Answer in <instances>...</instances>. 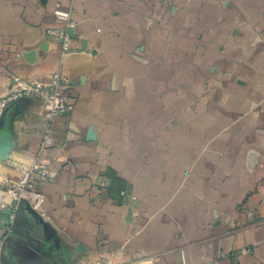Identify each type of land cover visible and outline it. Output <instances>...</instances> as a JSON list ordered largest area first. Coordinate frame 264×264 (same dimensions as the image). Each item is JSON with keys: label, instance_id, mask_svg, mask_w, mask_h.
Returning <instances> with one entry per match:
<instances>
[{"label": "crops", "instance_id": "0c3cea01", "mask_svg": "<svg viewBox=\"0 0 264 264\" xmlns=\"http://www.w3.org/2000/svg\"><path fill=\"white\" fill-rule=\"evenodd\" d=\"M56 74L72 111L24 97L0 127V202L50 174L34 260L264 264V0H0V97Z\"/></svg>", "mask_w": 264, "mask_h": 264}, {"label": "built area", "instance_id": "2783aa9c", "mask_svg": "<svg viewBox=\"0 0 264 264\" xmlns=\"http://www.w3.org/2000/svg\"><path fill=\"white\" fill-rule=\"evenodd\" d=\"M58 20L66 24L65 28L59 30H50L49 36L57 37L62 41L63 50L66 52L70 48L71 36L70 29L75 28L74 22L71 20V13L61 10L59 7L55 11ZM20 82L19 79H16ZM67 79L61 74L53 76L49 85L33 84L24 88L18 89L8 96L0 97V120L4 112L14 103L24 97L39 95L44 98L46 109L48 110L49 117L61 115L73 110L71 98L67 95ZM38 178L49 179L50 174L46 170L35 167L33 169L24 170L21 173L20 180L14 185L9 187L4 192V199L8 203L0 202V209L8 212L7 218V234L11 233L12 226L16 220L17 212L20 202L23 197H27V201L31 204L32 208L39 211L44 201V194L38 190ZM3 244L0 245V257ZM0 264H2L0 260Z\"/></svg>", "mask_w": 264, "mask_h": 264}, {"label": "water", "instance_id": "95a60500", "mask_svg": "<svg viewBox=\"0 0 264 264\" xmlns=\"http://www.w3.org/2000/svg\"><path fill=\"white\" fill-rule=\"evenodd\" d=\"M17 103V102H16ZM16 103L12 104L3 114L1 120H0V127L4 125L5 118L7 116L8 111L11 107L16 105ZM21 210H24V212L27 214V218L21 220V230L19 224L16 225V227L11 232L10 236L6 239L3 250H2V262H4L5 258H13L14 261H17V259L22 260H28L29 262L32 261L34 258L38 257L40 255L39 250L41 243L37 242L36 244L35 238L31 234L29 225L32 223L34 226H37L38 223H42L40 214L38 211L34 210L31 206V204L27 200H21L20 206L18 209V212ZM35 231V229H34ZM11 244L14 246V250H10ZM40 245V246H37ZM37 247V248H36ZM10 254H9V253Z\"/></svg>", "mask_w": 264, "mask_h": 264}, {"label": "flooded vegetation", "instance_id": "af4514ba", "mask_svg": "<svg viewBox=\"0 0 264 264\" xmlns=\"http://www.w3.org/2000/svg\"><path fill=\"white\" fill-rule=\"evenodd\" d=\"M38 259V258H37ZM34 260V259H33ZM28 261V260H22V259H17L18 263L16 261L13 260V258H5L4 262H2V264H42L41 261L39 260H34V261Z\"/></svg>", "mask_w": 264, "mask_h": 264}]
</instances>
